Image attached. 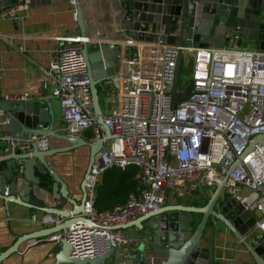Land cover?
<instances>
[{
    "label": "built area",
    "instance_id": "built-area-1",
    "mask_svg": "<svg viewBox=\"0 0 264 264\" xmlns=\"http://www.w3.org/2000/svg\"><path fill=\"white\" fill-rule=\"evenodd\" d=\"M70 4L74 7V0ZM27 7L28 0H24L2 10L0 17L15 20ZM90 39L79 35L58 46L48 67L41 71L59 100V131L82 136L91 129V140H96L103 133L96 122L81 53L82 42ZM123 44L133 49L114 79L115 100L108 94V108L103 112L104 124L115 137L106 141L92 163L82 219L63 234L72 256L93 258L114 247L124 249L127 238L121 225L157 209L170 197L200 188L211 192L234 161L226 190L243 210L254 214V228L264 235V140L248 149L253 137L264 135V51L237 45L178 46L168 44L162 31L156 40L128 38ZM179 49V70L183 63L190 76L185 86L177 78L176 93L184 92L190 84L192 93L172 107L170 90ZM29 97L25 93L10 99ZM5 125L0 109V140H6L10 148L27 149L31 141L42 150L49 148L50 137L32 136L22 142L10 138L3 130ZM127 166L138 170L136 195L99 211L94 205L96 181L109 168ZM31 218L42 224L62 221L47 212Z\"/></svg>",
    "mask_w": 264,
    "mask_h": 264
},
{
    "label": "water",
    "instance_id": "water-1",
    "mask_svg": "<svg viewBox=\"0 0 264 264\" xmlns=\"http://www.w3.org/2000/svg\"><path fill=\"white\" fill-rule=\"evenodd\" d=\"M24 0H0V12L13 7ZM75 20L80 36L85 35L83 9L78 0H74ZM119 14V26L128 37L138 40H156L162 31L168 44H190L194 47L208 46L219 28L226 27L231 20L245 21L251 32V38L244 39L256 50L264 51V0H112ZM50 3V0H28L30 7ZM89 37V36H88ZM130 46L117 42H103L90 39L82 42L81 53L86 64V75L91 93L96 122L103 134L96 140L86 141L81 136H69L54 128L55 116L51 100L57 96H41L27 99H10L0 93V109L6 119L5 132L12 139L22 142L32 136H48L63 140L67 145L42 150L31 141L27 149L8 143L0 151V201L4 206L19 204L43 212L55 214L63 220L43 230L29 232L16 238L5 250L0 252V262L17 252L25 241L42 236L61 234L59 239L49 238L52 243L53 264H105V259L113 256V264H225L215 258L214 245H202L206 224L211 221L214 231L220 223L232 232L245 246L254 263L264 264V235L259 234L255 226V216L243 208L226 190L229 172L236 165L234 161L227 170L222 182L215 186L210 194L199 192L205 199L201 206L165 204L148 211L121 225L126 229L134 226L135 237L127 240L124 249L112 248L96 257H75L71 254V245L64 238L66 229L82 219L84 210L85 183L96 154L106 141L115 136L103 121L100 104L99 85L108 86L115 79L124 58L130 54ZM180 67V49L176 57L174 77L170 90L171 105L190 97L192 84L182 93H176V81ZM25 136V137H22ZM264 135H256L249 141L248 149L254 143H262ZM80 146L89 148L88 164L80 183L82 197L77 203L69 196L67 184L50 167L48 158ZM36 172L38 174H36ZM41 175L51 176L52 183L41 179ZM50 185V187H49ZM47 190L55 202L45 206L43 197H39L34 187ZM50 188V190H48ZM201 215L196 222L195 216ZM159 259V260H157Z\"/></svg>",
    "mask_w": 264,
    "mask_h": 264
},
{
    "label": "crops",
    "instance_id": "crops-1",
    "mask_svg": "<svg viewBox=\"0 0 264 264\" xmlns=\"http://www.w3.org/2000/svg\"><path fill=\"white\" fill-rule=\"evenodd\" d=\"M78 3L83 9L86 36L94 40L109 43L121 42L122 44L125 39L130 38L119 26V14L112 0H78ZM250 30L245 21L231 20L226 27L217 30L208 46L237 45L241 48H254L252 44L244 41V39L251 38ZM79 35L80 29L76 23L70 0H50V3L37 4L32 7L28 5L27 8L19 11V16L15 20L0 17V93L2 96L16 98L25 93L33 98L54 96L52 85L41 71V67H48L53 52L58 46ZM121 57L124 58L125 55ZM114 81L112 80L106 87L99 85L100 96L107 97L109 94L115 100L117 92ZM105 104L107 110L108 100ZM51 108L55 116L54 128L59 131L61 110L58 98L51 100ZM81 137L86 141L91 140L84 134ZM67 144L63 140L50 138L49 148ZM5 145L6 140H0V151ZM88 155L89 148L80 146L48 158L50 167L67 184L69 196L77 203L82 197L80 183L86 172ZM41 179L50 181L49 184L52 183L49 175H41ZM33 190L39 197H43L45 206L55 204L48 195L49 191L43 190L41 191L43 194H40L36 187ZM211 192L204 193L210 194ZM204 202L205 199L201 196L199 189H196L182 197H170L163 205L201 206ZM41 212L43 211L15 203L4 206L0 201V252L23 234L53 226V224H42L32 220V214ZM200 217L201 215L195 216L196 222L200 220ZM211 225V221L206 224L202 245L207 247L214 245V256L218 262L225 264L254 263L248 250L232 232L220 223L217 224L216 231ZM124 233L127 240L132 239L135 237L136 228L128 227L124 229ZM49 238L51 236H42L23 242L17 252L7 256L0 264H53L55 260L52 253L53 245L45 242ZM105 264H113L112 255L105 259Z\"/></svg>",
    "mask_w": 264,
    "mask_h": 264
},
{
    "label": "trees",
    "instance_id": "trees-1",
    "mask_svg": "<svg viewBox=\"0 0 264 264\" xmlns=\"http://www.w3.org/2000/svg\"><path fill=\"white\" fill-rule=\"evenodd\" d=\"M83 134L88 139L93 135L91 129H86ZM138 187L139 177L135 166L123 169L109 168L101 174L94 185V205L99 211L109 210L115 204L125 202L136 195Z\"/></svg>",
    "mask_w": 264,
    "mask_h": 264
},
{
    "label": "rangeland",
    "instance_id": "rangeland-1",
    "mask_svg": "<svg viewBox=\"0 0 264 264\" xmlns=\"http://www.w3.org/2000/svg\"><path fill=\"white\" fill-rule=\"evenodd\" d=\"M130 49L132 50L133 48L130 47ZM181 66L182 67L179 70L178 83L181 84L182 86H185L187 84L186 78L189 79L190 73H189L188 67L183 69V63H181ZM106 100H108V97L100 96V104H101L103 111L105 112H106V104H105Z\"/></svg>",
    "mask_w": 264,
    "mask_h": 264
}]
</instances>
